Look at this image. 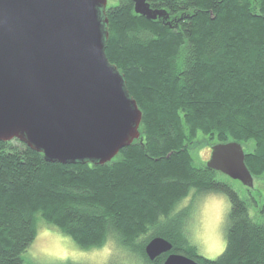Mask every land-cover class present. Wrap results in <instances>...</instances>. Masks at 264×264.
Listing matches in <instances>:
<instances>
[{
  "label": "trees",
  "instance_id": "obj_1",
  "mask_svg": "<svg viewBox=\"0 0 264 264\" xmlns=\"http://www.w3.org/2000/svg\"><path fill=\"white\" fill-rule=\"evenodd\" d=\"M146 1L169 18L148 20L132 0H114L106 42L143 113V140L103 166L49 163L19 140L0 142V264H25L40 218L81 250L113 240L146 264L165 262L167 254L151 261L145 251L157 237L198 264H264V205L257 220L192 151L253 142L246 164L264 176V0ZM191 193L231 202L216 259L187 235L191 207H178Z\"/></svg>",
  "mask_w": 264,
  "mask_h": 264
},
{
  "label": "water",
  "instance_id": "obj_2",
  "mask_svg": "<svg viewBox=\"0 0 264 264\" xmlns=\"http://www.w3.org/2000/svg\"><path fill=\"white\" fill-rule=\"evenodd\" d=\"M136 14L168 19L132 0ZM109 0H0V142L19 140L49 163L98 166L141 137L143 113L106 54ZM207 168L248 189L254 177L238 142L212 146ZM151 261L198 264L162 237Z\"/></svg>",
  "mask_w": 264,
  "mask_h": 264
},
{
  "label": "rangeland",
  "instance_id": "obj_3",
  "mask_svg": "<svg viewBox=\"0 0 264 264\" xmlns=\"http://www.w3.org/2000/svg\"><path fill=\"white\" fill-rule=\"evenodd\" d=\"M114 0H109L108 7ZM253 142L245 144L244 150H253ZM212 147L194 148L196 162H206L210 159ZM229 182L239 195L248 200L250 213L257 220L262 219L257 213L264 205V176L254 178V187L248 189L239 181L221 176ZM191 208H190V207ZM189 207L191 217L187 224V235L199 253L209 259L218 258L226 248V231L231 202L226 194L207 193L195 196L194 193L185 199L178 210ZM190 213V212H189ZM39 233L34 243L24 253L25 264H59L72 262L77 264H146L110 240L104 247L89 251L81 250L69 237L57 228L48 225L44 219L38 220Z\"/></svg>",
  "mask_w": 264,
  "mask_h": 264
}]
</instances>
